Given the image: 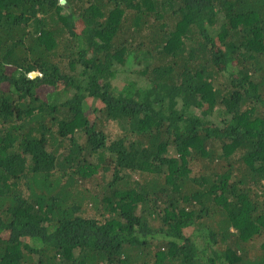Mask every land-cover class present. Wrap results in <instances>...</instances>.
Masks as SVG:
<instances>
[{"label":"trees","instance_id":"trees-1","mask_svg":"<svg viewBox=\"0 0 264 264\" xmlns=\"http://www.w3.org/2000/svg\"><path fill=\"white\" fill-rule=\"evenodd\" d=\"M0 264H264V0H0Z\"/></svg>","mask_w":264,"mask_h":264},{"label":"clouds","instance_id":"clouds-1","mask_svg":"<svg viewBox=\"0 0 264 264\" xmlns=\"http://www.w3.org/2000/svg\"><path fill=\"white\" fill-rule=\"evenodd\" d=\"M62 1H64V0H62ZM33 73H35V75H36V74H38V72H33ZM33 73L31 74V75H32V77H33V76H35V75H33Z\"/></svg>","mask_w":264,"mask_h":264},{"label":"water","instance_id":"water-1","mask_svg":"<svg viewBox=\"0 0 264 264\" xmlns=\"http://www.w3.org/2000/svg\"><path fill=\"white\" fill-rule=\"evenodd\" d=\"M33 75H35V73H33Z\"/></svg>","mask_w":264,"mask_h":264}]
</instances>
